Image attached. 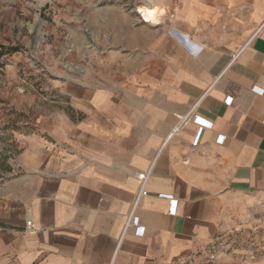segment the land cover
Instances as JSON below:
<instances>
[{
    "label": "crops",
    "instance_id": "obj_1",
    "mask_svg": "<svg viewBox=\"0 0 264 264\" xmlns=\"http://www.w3.org/2000/svg\"><path fill=\"white\" fill-rule=\"evenodd\" d=\"M182 3L0 186V264H181L264 194V0Z\"/></svg>",
    "mask_w": 264,
    "mask_h": 264
},
{
    "label": "rangeland",
    "instance_id": "obj_2",
    "mask_svg": "<svg viewBox=\"0 0 264 264\" xmlns=\"http://www.w3.org/2000/svg\"><path fill=\"white\" fill-rule=\"evenodd\" d=\"M182 2L0 0V186L22 173L24 153L48 138L49 124L73 113L72 87L117 78L173 30ZM143 7L160 10L158 23L141 21ZM223 203L216 241L181 264H264V194Z\"/></svg>",
    "mask_w": 264,
    "mask_h": 264
},
{
    "label": "bare ground",
    "instance_id": "obj_3",
    "mask_svg": "<svg viewBox=\"0 0 264 264\" xmlns=\"http://www.w3.org/2000/svg\"><path fill=\"white\" fill-rule=\"evenodd\" d=\"M160 10L157 8H149V7H143L139 8V14H141L142 22L144 24L150 23V24H156L158 23V19L161 17Z\"/></svg>",
    "mask_w": 264,
    "mask_h": 264
},
{
    "label": "built area",
    "instance_id": "obj_4",
    "mask_svg": "<svg viewBox=\"0 0 264 264\" xmlns=\"http://www.w3.org/2000/svg\"><path fill=\"white\" fill-rule=\"evenodd\" d=\"M229 101V100H228ZM197 118H198V116L197 117H194L193 118V120H197ZM218 141H220V142H222L221 140H218ZM148 193H146L144 190H143V188L141 187L140 188V192H139V194H138V198L140 197V196H146ZM26 224H28V223H26Z\"/></svg>",
    "mask_w": 264,
    "mask_h": 264
}]
</instances>
